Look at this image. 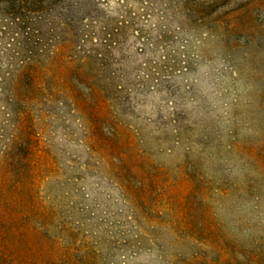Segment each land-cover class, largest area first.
<instances>
[{
  "label": "rangeland",
  "instance_id": "obj_1",
  "mask_svg": "<svg viewBox=\"0 0 264 264\" xmlns=\"http://www.w3.org/2000/svg\"><path fill=\"white\" fill-rule=\"evenodd\" d=\"M0 264H264V0H0Z\"/></svg>",
  "mask_w": 264,
  "mask_h": 264
}]
</instances>
